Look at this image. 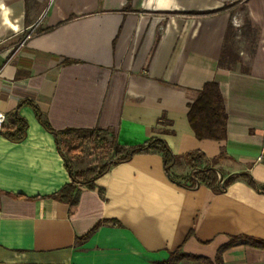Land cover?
Masks as SVG:
<instances>
[{"label":"crops","instance_id":"crops-1","mask_svg":"<svg viewBox=\"0 0 264 264\" xmlns=\"http://www.w3.org/2000/svg\"><path fill=\"white\" fill-rule=\"evenodd\" d=\"M244 4L257 40L225 69L224 0H0V111L28 123L21 142L0 133V264H158L175 250L213 261L233 236L264 239V194L243 179L220 194L179 187L160 153L111 167L70 214L49 197L71 178L33 106L56 131L110 130L129 147L159 137L178 156L223 155L224 176L264 185V0ZM208 82L224 99L223 140L199 139L189 123ZM222 259L264 264V249L238 244Z\"/></svg>","mask_w":264,"mask_h":264},{"label":"trees","instance_id":"trees-1","mask_svg":"<svg viewBox=\"0 0 264 264\" xmlns=\"http://www.w3.org/2000/svg\"><path fill=\"white\" fill-rule=\"evenodd\" d=\"M224 9L229 10L231 14L233 13L232 7H229L227 4H225ZM244 10L246 11L245 7ZM244 23L248 30L245 35L252 36V43L254 45L257 40L258 30L247 12L244 16ZM232 31L233 24L230 23L219 60V66L225 69H232L241 62L239 53L229 45ZM33 106L40 123L47 131L54 135L59 151L65 158L71 178V181L60 191L49 197L68 204L70 214L76 210L82 188H94L96 180L106 174L111 167L127 162L137 154H162L164 171L167 177L172 183L179 187L196 188L199 186H206L220 194L236 180L243 179L252 188L264 194V185L257 183L248 172L224 176V174L215 167L216 164L223 159V155L211 160L207 159L206 155L199 151L178 156L172 152L167 142L159 137H152L140 145L129 147L121 145L112 131L104 129H67L64 131H56L51 127L40 109L36 105ZM7 118L9 121L0 129V133L13 142L23 141L27 136V121L20 117L17 112L11 116H7ZM188 119L196 137L199 139L223 140L227 137L228 115L223 96L216 82L206 83L202 90L198 92L195 101L190 105ZM61 139H68L72 143L88 141L93 149L101 150L105 155L111 154L113 157L103 165H97L96 167L88 168L83 171H74L69 163L70 161L66 160L62 151ZM182 161L190 167L191 171L186 176H177L173 173L172 169L177 163ZM203 162L205 163L204 166H202ZM101 223L102 222L97 224L84 239H88L93 235ZM238 244H247L264 249V239L240 235L231 237L227 244L221 246L213 261L205 257L175 250L171 252L169 259L158 264H180L183 261L202 262L204 264H223V252L227 248Z\"/></svg>","mask_w":264,"mask_h":264},{"label":"rangeland","instance_id":"rangeland-1","mask_svg":"<svg viewBox=\"0 0 264 264\" xmlns=\"http://www.w3.org/2000/svg\"><path fill=\"white\" fill-rule=\"evenodd\" d=\"M112 1L114 3L118 2V0ZM224 2L233 9V31L229 39V45L239 54L241 52L250 53L253 49V43L252 36L245 35L248 31L244 23L245 0H224ZM61 148L65 157L72 162L75 171H83L97 165H103L113 157L111 154L105 155L101 150L93 149L88 141L72 143L68 139H61ZM188 169L190 170V167ZM197 264L204 263L198 262Z\"/></svg>","mask_w":264,"mask_h":264},{"label":"built area","instance_id":"built-area-1","mask_svg":"<svg viewBox=\"0 0 264 264\" xmlns=\"http://www.w3.org/2000/svg\"><path fill=\"white\" fill-rule=\"evenodd\" d=\"M7 123V115L0 111V129ZM261 159V158H260Z\"/></svg>","mask_w":264,"mask_h":264},{"label":"clouds","instance_id":"clouds-1","mask_svg":"<svg viewBox=\"0 0 264 264\" xmlns=\"http://www.w3.org/2000/svg\"><path fill=\"white\" fill-rule=\"evenodd\" d=\"M0 7H2V5H0Z\"/></svg>","mask_w":264,"mask_h":264}]
</instances>
